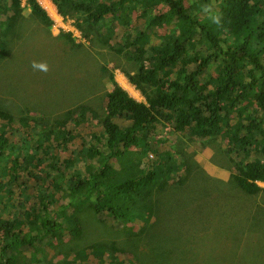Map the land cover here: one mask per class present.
Listing matches in <instances>:
<instances>
[{
  "label": "rangeland",
  "instance_id": "rangeland-1",
  "mask_svg": "<svg viewBox=\"0 0 264 264\" xmlns=\"http://www.w3.org/2000/svg\"><path fill=\"white\" fill-rule=\"evenodd\" d=\"M37 1L53 20L51 26L34 16L27 0H23L24 19L16 35L10 34L5 39L1 36L7 45V55L0 60V109L10 113L16 122L7 124L0 120V131L5 128L10 142L21 146L25 139H38L32 131L37 120L41 124L39 130H43L79 107H85L88 113L80 125L69 123L67 128L76 139L66 148L54 143L49 150L51 156L38 155L37 159L42 162L39 167L32 166V175L20 172L23 176L11 186V197L7 184L13 183L4 172L8 163L5 159L4 166L0 164V185L3 186V189L0 187V228L4 221H14L17 232L21 228L24 234L38 237L39 243L35 244L44 250L38 254L34 246L24 248L16 239L0 236V264L8 261H12L11 264H112L107 255L101 259L89 254L84 259L79 253L96 243H116L130 252L128 245L134 237L144 238L136 250H145L143 262L140 256L141 264H264V191L248 195L233 181L235 155L229 149L235 152L236 148L230 144L228 130L212 139H200L188 132H176L172 124L161 122L150 140L154 153L149 150L142 154L139 163H133L136 155L130 161L109 160L110 151L102 122L107 114L106 94L114 88L111 76L136 100L146 102V99L142 93L143 83L132 84L129 77L139 73L141 63L125 54H116L110 46L102 43L100 35L114 28L110 45H123L134 39L133 30H142L135 19L153 18L162 7L153 6L151 9L144 0L128 2L133 21L128 29L119 22L112 23L110 18L92 27L82 15L64 17L51 0ZM222 1L207 0L206 13L218 12ZM7 3V0H0V21L7 17L3 11ZM52 7L55 10L49 11ZM186 7L197 16L199 9L192 0L186 1ZM261 25L262 20L251 22L255 30ZM156 30L160 36L169 32L167 27ZM63 32L71 33L75 43L62 36ZM200 39L198 33L191 42L193 51L190 52L200 51L201 56L206 57L209 52L202 47ZM258 39V33L254 34V47L259 44L262 48ZM207 71H210L205 75L207 82L220 78L215 66ZM241 77L247 79L250 76L243 71ZM145 88L148 91L154 89L149 85ZM242 105L247 107V115L257 112L256 106L248 100ZM21 118L29 119L30 127H25L19 121ZM117 124L123 128L128 126L122 120H117ZM260 147L259 144L253 145L246 162H264ZM139 151L134 149L133 152ZM71 152L75 155L73 162L68 164L66 159ZM159 158L167 161L170 158L172 164H184L188 171L175 173L171 179L172 187L166 188L160 198L156 197L159 199L160 221L149 229L144 221L136 219L129 221L121 232L115 231L116 227L107 216L103 217V222L108 225L106 228L96 223L92 216H87L85 204L78 202L76 205L70 186L75 184L73 180L77 182L78 175L87 182L84 191L87 197L92 173L103 169L105 164L124 175L137 165L147 173L160 161ZM180 179H183L182 183H178ZM259 185L264 188V183ZM92 199H95L94 195ZM74 210L79 211L84 226L81 240L70 233L74 228ZM49 221L61 225L59 231H54L57 237L53 240L49 238ZM142 228L148 229L144 236H131ZM136 247L134 245L133 250ZM71 249L73 253L68 252ZM116 257L119 261L133 259L130 253H118Z\"/></svg>",
  "mask_w": 264,
  "mask_h": 264
},
{
  "label": "trees",
  "instance_id": "trees-1",
  "mask_svg": "<svg viewBox=\"0 0 264 264\" xmlns=\"http://www.w3.org/2000/svg\"><path fill=\"white\" fill-rule=\"evenodd\" d=\"M7 1L3 8L7 17L0 21V60L7 55L4 39L10 34L14 37L24 19L23 0ZM51 1L57 5L64 17L82 15L92 27L99 26L107 18L113 19L112 23L119 22L128 29L132 27L133 21L127 5L132 0ZM144 1L151 9L153 6L162 8L153 18L135 19L137 26L142 27V30H133V40L130 39L123 45L111 46L114 28L107 30L105 35H100L102 43L110 46L116 54H125L129 59L141 63L139 73L129 77L132 84L143 83L142 93L146 99V102L136 100L116 83L114 76H111L114 88L106 94L107 114L102 122L106 146L110 151L109 160L130 161L136 155L137 159L133 163L141 162L142 154H147L149 150L152 152L150 140L155 136L157 126L161 122L172 124L176 132H188L192 137L200 139H212L226 129L230 144L236 148L235 152L232 148L229 149V152L235 155L233 181L248 195L263 192L264 188L259 183H264V162H246V157L254 144L261 146L260 151L264 155V0H223L220 9L214 14L210 11V14L206 13L207 0H192L194 6L199 9L196 17L186 7L187 0ZM27 3L34 16L49 26L52 25L53 20L37 0H27ZM261 20L262 25L258 26L257 30L251 27V22ZM79 26L83 28L82 25ZM164 27L169 28V32L164 36L158 35L156 29ZM198 33L201 34L202 47L209 52L206 57H202L200 51L190 52L193 51L191 42ZM257 33L262 48L259 44L254 47L253 38ZM155 35L158 37L154 38ZM1 36H4V39ZM62 36L75 43L71 33L63 32ZM248 65L250 68H247ZM211 66H215L220 78L207 82L205 75L210 73L207 69ZM243 71L250 77L243 79ZM145 85L154 89L148 91ZM247 100L256 106L257 112H249L247 115V107L242 105ZM87 113L85 107H79L71 111L65 119L43 130H39L41 124L37 120L32 131L38 139H25L21 146L10 142L5 128L0 131V164L4 166L6 159L8 164L4 166V172L10 176L9 182L13 183L7 184L9 197L12 196L11 186L23 176L20 172L32 175V166H40L42 160L37 159L39 154L51 156L49 150L54 143L66 148L76 139L75 134L67 127L71 122L80 125L81 119L87 116ZM0 120L7 124L16 122V119L3 109H0ZM117 120L125 121L128 126L121 127ZM233 120L236 123L233 124ZM19 121L25 127H30L29 119L21 118ZM134 149L140 151L135 153ZM74 155V152H71L66 163L71 164ZM180 171L186 173L187 166L172 164L170 158L168 161L161 159L147 173L137 165L134 169L126 171L125 175L116 172L107 163L103 169L92 173L87 197L84 195L87 182L80 175L77 182L73 180L75 184L70 188L76 205L78 202L85 204L87 216H92L96 223L108 226L103 222V217L107 216L116 227L115 231L121 232L129 221L140 219L149 229L160 221L159 199L156 200V197L163 194L166 188L172 187V176ZM182 182L183 179L178 181ZM0 187L3 189L2 185ZM93 195L95 199H92ZM77 213L74 210V228L70 233L74 238L81 240L85 232L79 211ZM47 226L50 228L49 238L53 240L57 237L54 231H59L61 225L56 221H49ZM15 229L17 225L14 221H4L1 224L0 236L3 239H16L24 248L34 246L38 254L44 252L35 244L39 243L38 237L24 234L21 228L19 232ZM148 229L142 228L131 236H144ZM143 240V237H134L133 242L128 245L130 252L118 247L116 243H96L79 254L84 259H87L89 254L101 259L107 255L112 264H141L144 261L143 245V252L136 250L139 242L141 245ZM134 245H137L135 250ZM8 248L9 246L4 250L7 251ZM68 252L73 253V250ZM118 253H130L133 259L119 261L116 257ZM11 263L12 261H8L6 264Z\"/></svg>",
  "mask_w": 264,
  "mask_h": 264
},
{
  "label": "bare ground",
  "instance_id": "bare-ground-1",
  "mask_svg": "<svg viewBox=\"0 0 264 264\" xmlns=\"http://www.w3.org/2000/svg\"><path fill=\"white\" fill-rule=\"evenodd\" d=\"M45 4H46V3H45ZM50 10H55V9H54V7H52L51 9H49V11H50ZM130 88H132V87H130ZM133 92L137 95V92H136V90H134V88H133Z\"/></svg>",
  "mask_w": 264,
  "mask_h": 264
},
{
  "label": "clouds",
  "instance_id": "clouds-1",
  "mask_svg": "<svg viewBox=\"0 0 264 264\" xmlns=\"http://www.w3.org/2000/svg\"><path fill=\"white\" fill-rule=\"evenodd\" d=\"M34 66H36V65H34ZM39 67H41V68H44V66L43 65H39ZM45 70H46V68H45ZM130 94V93H129ZM133 97V96H132ZM134 98V97H133Z\"/></svg>",
  "mask_w": 264,
  "mask_h": 264
}]
</instances>
